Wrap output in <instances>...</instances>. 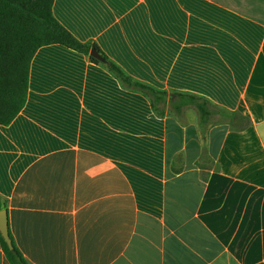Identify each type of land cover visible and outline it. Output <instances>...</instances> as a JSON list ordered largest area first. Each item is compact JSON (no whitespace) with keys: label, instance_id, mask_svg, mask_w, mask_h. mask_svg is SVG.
Returning a JSON list of instances; mask_svg holds the SVG:
<instances>
[{"label":"crops","instance_id":"crops-1","mask_svg":"<svg viewBox=\"0 0 264 264\" xmlns=\"http://www.w3.org/2000/svg\"><path fill=\"white\" fill-rule=\"evenodd\" d=\"M53 13L135 81L232 118L203 133L192 109L157 117L87 55L39 49L25 108L0 125V198L28 264H264V0H55Z\"/></svg>","mask_w":264,"mask_h":264},{"label":"trees","instance_id":"trees-1","mask_svg":"<svg viewBox=\"0 0 264 264\" xmlns=\"http://www.w3.org/2000/svg\"><path fill=\"white\" fill-rule=\"evenodd\" d=\"M55 0H0V125L9 126L27 104L31 63L37 51L49 45H62L87 55L96 65L105 66L123 87L145 95L157 117L172 115L183 120L187 110L198 115V125L206 132L211 124L230 120L231 113L219 109L208 99L168 93L135 81L95 44L78 40L54 16ZM96 49L104 61L91 56ZM220 117V119H219ZM5 202L0 198V210ZM10 233V230H9ZM14 249L0 239L10 264H28L10 233Z\"/></svg>","mask_w":264,"mask_h":264},{"label":"water","instance_id":"water-1","mask_svg":"<svg viewBox=\"0 0 264 264\" xmlns=\"http://www.w3.org/2000/svg\"><path fill=\"white\" fill-rule=\"evenodd\" d=\"M91 56L99 61H104V59L96 49H92ZM0 235L8 245L9 249L13 250L14 246L9 233V218L7 210L5 209L0 210Z\"/></svg>","mask_w":264,"mask_h":264},{"label":"rangeland","instance_id":"rangeland-1","mask_svg":"<svg viewBox=\"0 0 264 264\" xmlns=\"http://www.w3.org/2000/svg\"><path fill=\"white\" fill-rule=\"evenodd\" d=\"M196 113V112H195ZM232 118V116H230ZM184 120V119H183ZM186 120V119H185ZM196 122L198 123V115L196 116ZM237 120H240L243 123V119L241 117L237 118ZM207 165V164H206Z\"/></svg>","mask_w":264,"mask_h":264}]
</instances>
